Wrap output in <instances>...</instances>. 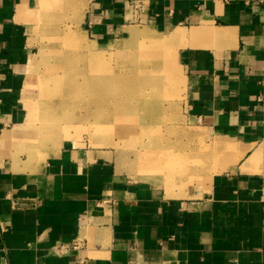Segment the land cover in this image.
<instances>
[{
    "label": "crops",
    "instance_id": "1",
    "mask_svg": "<svg viewBox=\"0 0 264 264\" xmlns=\"http://www.w3.org/2000/svg\"><path fill=\"white\" fill-rule=\"evenodd\" d=\"M56 26L167 36L189 118L235 159L183 187L86 141L40 145L26 84ZM0 264H264V0H0Z\"/></svg>",
    "mask_w": 264,
    "mask_h": 264
},
{
    "label": "rangeland",
    "instance_id": "2",
    "mask_svg": "<svg viewBox=\"0 0 264 264\" xmlns=\"http://www.w3.org/2000/svg\"><path fill=\"white\" fill-rule=\"evenodd\" d=\"M150 31L137 26L107 46L69 26L46 33L28 71L30 123L40 145L86 141L114 150L134 179L201 184L235 155L191 121L177 48Z\"/></svg>",
    "mask_w": 264,
    "mask_h": 264
},
{
    "label": "bare ground",
    "instance_id": "3",
    "mask_svg": "<svg viewBox=\"0 0 264 264\" xmlns=\"http://www.w3.org/2000/svg\"><path fill=\"white\" fill-rule=\"evenodd\" d=\"M132 33V32H131ZM133 33H137L138 35H145V33H138V32H133ZM181 35H183V33L181 34ZM180 72V71H179ZM180 75V74H179ZM180 78L182 79V78H184L183 76H182V74L180 75ZM174 80V79H173ZM177 80H178V78H177ZM175 81V80H174ZM176 82V81H175ZM183 82V81H182ZM177 83V82H176ZM98 102V101H97ZM100 102H101V100H100ZM105 103H106V101H105ZM104 103V104H105ZM108 104H109V101L107 102ZM117 103V102H116ZM101 105V104H100ZM115 105V104H114ZM97 106H99V105H97ZM103 106V105H102ZM105 107V106H104ZM112 107V106H111ZM102 109H103V107H102ZM116 110V109H115ZM58 112V111H57ZM116 113V112H115ZM58 114V113H57Z\"/></svg>",
    "mask_w": 264,
    "mask_h": 264
}]
</instances>
